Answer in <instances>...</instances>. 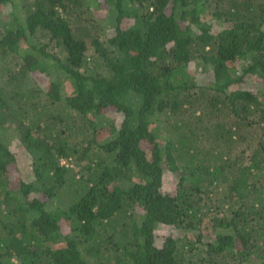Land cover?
I'll return each instance as SVG.
<instances>
[{
    "label": "trees",
    "instance_id": "obj_1",
    "mask_svg": "<svg viewBox=\"0 0 264 264\" xmlns=\"http://www.w3.org/2000/svg\"><path fill=\"white\" fill-rule=\"evenodd\" d=\"M263 86L264 0H0V264H264Z\"/></svg>",
    "mask_w": 264,
    "mask_h": 264
},
{
    "label": "rangeland",
    "instance_id": "obj_2",
    "mask_svg": "<svg viewBox=\"0 0 264 264\" xmlns=\"http://www.w3.org/2000/svg\"><path fill=\"white\" fill-rule=\"evenodd\" d=\"M17 2V1H16ZM104 7H99L97 10L101 12H103ZM6 14L9 13V11L5 10L4 11ZM3 12V13H4ZM4 15V16H8V15ZM16 14H19V11L16 12ZM214 30H216V28H213ZM194 69V67H191L190 69H188V72L190 73V71L192 73H190V80L193 81V79L196 82H199L200 84H204L205 81L208 80V77H206L203 73L201 72H197L192 70ZM187 74V73H186ZM264 90V86L260 88V91L262 92ZM105 118L109 119L110 116H105ZM10 132V130H9ZM12 137L11 139L7 142L9 144L8 148L10 150V152L13 153V155L15 156V161H16V167L18 169V175L20 176V178L22 179H27V176H30V168H31V163H30V159L27 156V154L21 149V147L19 148V142H18V135L12 133ZM63 163V162H62ZM69 166V165H68ZM71 166H73L71 164ZM31 178V177H30ZM170 178V181H169ZM168 181L171 183L170 185L173 186V180L171 179V176L167 177ZM69 196V190L67 189H61L58 193V196L56 199H54V204L53 207H60L62 204L64 205V202L66 204V201L68 200ZM157 233L160 235H176L177 232L167 226H162V228H158L157 229Z\"/></svg>",
    "mask_w": 264,
    "mask_h": 264
}]
</instances>
